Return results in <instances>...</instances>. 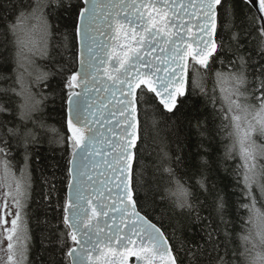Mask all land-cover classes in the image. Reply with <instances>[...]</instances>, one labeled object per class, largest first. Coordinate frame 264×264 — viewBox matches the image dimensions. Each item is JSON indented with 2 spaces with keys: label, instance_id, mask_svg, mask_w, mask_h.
Wrapping results in <instances>:
<instances>
[{
  "label": "snow or ice",
  "instance_id": "6c2138e0",
  "mask_svg": "<svg viewBox=\"0 0 264 264\" xmlns=\"http://www.w3.org/2000/svg\"><path fill=\"white\" fill-rule=\"evenodd\" d=\"M237 7L244 12L239 23ZM221 9L227 45L217 38ZM0 28L6 37L0 50V168L7 177L15 155L24 163L15 195L5 193L0 206V225L13 215L3 228L9 264L28 259L21 213L30 198L32 149L45 135L63 150L66 181L61 197V165L53 150L43 199L61 213L52 233L61 255L57 260L54 253L50 264H129V257L136 264H264V0H0ZM69 35L79 40L78 70L54 55L67 48ZM217 63L221 68L213 72ZM190 64L215 76L220 95L213 89L211 102L229 140L224 160L238 157L240 163L235 198L217 189L212 211L203 215L194 189L209 190L208 160L201 157L192 183L177 173L191 138L177 134L174 157L160 147V201L183 217L170 235L152 218L155 199L141 206L138 105L183 115ZM56 77L66 135L51 134L49 96L35 90L50 88ZM201 92L207 95L203 87ZM197 112L192 109L189 124L197 149L206 153L212 132Z\"/></svg>",
  "mask_w": 264,
  "mask_h": 264
},
{
  "label": "trees",
  "instance_id": "16d2710c",
  "mask_svg": "<svg viewBox=\"0 0 264 264\" xmlns=\"http://www.w3.org/2000/svg\"><path fill=\"white\" fill-rule=\"evenodd\" d=\"M234 2L238 3V0H227V3ZM236 13L237 23H239L244 17V12L237 7ZM229 37L230 32L224 27L223 9H221V27L218 29L217 38L223 40L227 45ZM5 42V34L2 28H0V50H2ZM56 43H60L59 38ZM54 55L57 61L68 64L75 70L78 65L77 38L69 35L67 48L61 47L56 49ZM39 63L43 65L44 62L41 61ZM212 67L213 72H215L216 69L221 68V65L217 63ZM223 70L227 71V67H224ZM201 87L205 89L207 95L201 92ZM213 89H216L215 95L218 98L220 92L216 85L215 76L206 75L204 70L200 69L198 65L193 66L190 64L186 90L188 108L184 111L183 115H161L158 112L154 114L148 105L143 103L138 105L143 136V142L140 143L141 152L138 165V170L143 171L144 183V189L141 193V206L144 207L146 202H150L154 198L156 201V212L152 218L154 222H162L166 232L170 235L177 221H182L183 217L169 212L167 202L160 201V195L163 194L164 180L156 170V166L158 164L157 153L162 145L167 146L170 155L173 157L176 155L177 134H180L181 139L184 137L191 138L190 143L184 149L183 164L177 167V173L182 179L188 180L189 178H193L190 182L194 183V177L201 168V157L203 156L208 160L209 190L202 192L199 189H194L199 200L203 202L202 214L208 215L212 211L213 198L217 189H223L228 192L230 200L235 198L232 190L237 187L238 177L236 170L240 161L238 157L224 160L225 145L229 143V140L225 132L220 131L222 127L221 117L217 114L211 102ZM35 90L37 92H44L49 96L48 101H46V122L52 130L51 134L59 133L60 135H66L59 94L60 78L56 77L52 80L50 88L38 86ZM53 93H55L54 100L52 99ZM193 108L198 109L196 114L202 119L207 118L212 132V139L205 141V145L209 149L206 153L197 149L196 145L199 140L195 129L189 124ZM216 108H219V103H217ZM154 120L157 121L155 126L153 124ZM53 150H55V157L60 161L61 165V171L57 173L59 195L63 197L66 194V181L63 179L65 175L63 172L65 160L63 150L56 144L50 143L49 135H45L42 137L41 143L32 149L30 198L27 200L26 207L23 210L27 229L26 235L28 233L29 237L26 243L28 247V259L25 264H50L54 253L57 260L60 259L61 255L59 250L54 247V237L52 235L53 230L60 224L61 213L49 208L43 199V194L47 191L44 180L49 175L48 164L52 160ZM23 168L22 156L15 155L12 158V169L19 174ZM213 184L216 186L215 189L212 187ZM157 185L160 187L159 193H157ZM55 202L56 197L54 195L53 203ZM161 213L164 214L163 217H161ZM60 227L62 229V225ZM237 230H239V225H237ZM173 243H175L174 240Z\"/></svg>",
  "mask_w": 264,
  "mask_h": 264
},
{
  "label": "rangeland",
  "instance_id": "374dc122",
  "mask_svg": "<svg viewBox=\"0 0 264 264\" xmlns=\"http://www.w3.org/2000/svg\"><path fill=\"white\" fill-rule=\"evenodd\" d=\"M21 176V173H16L14 172V170L12 169V174H9L7 177H5V174L2 170V168H0V206H2L5 202V193L11 192L13 195H15V181L16 179H19ZM7 203L9 205L8 211L12 212L13 214L16 211L15 206L13 205L12 202V197L8 196L7 197ZM4 209L2 207H0V215L4 214ZM24 212L22 211L21 213V231L19 233L20 237H21V241L22 242H26L24 241V237L27 236L28 237V233L26 235V225H25V221H24V217H23ZM13 218V215H8L6 217V219L9 221L8 225H0V264H9L8 262V251H7V240H6V233L3 232V228L4 227H10V221Z\"/></svg>",
  "mask_w": 264,
  "mask_h": 264
},
{
  "label": "water",
  "instance_id": "95a60500",
  "mask_svg": "<svg viewBox=\"0 0 264 264\" xmlns=\"http://www.w3.org/2000/svg\"><path fill=\"white\" fill-rule=\"evenodd\" d=\"M79 51H80V44H79V40H78V58H79ZM78 69H79V63H78L77 68L75 70H78ZM188 75H189V68H188L186 82H185V89L186 90H187V85H188ZM138 119L140 120V118H139V107H138ZM101 227H104L103 223L101 224ZM129 264H136V258L135 257H129Z\"/></svg>",
  "mask_w": 264,
  "mask_h": 264
}]
</instances>
